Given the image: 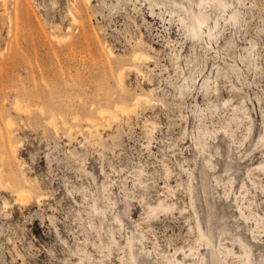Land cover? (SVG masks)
<instances>
[{"label":"rangeland","instance_id":"obj_1","mask_svg":"<svg viewBox=\"0 0 264 264\" xmlns=\"http://www.w3.org/2000/svg\"><path fill=\"white\" fill-rule=\"evenodd\" d=\"M205 10L0 0V264H264V0Z\"/></svg>","mask_w":264,"mask_h":264},{"label":"bare ground","instance_id":"obj_2","mask_svg":"<svg viewBox=\"0 0 264 264\" xmlns=\"http://www.w3.org/2000/svg\"><path fill=\"white\" fill-rule=\"evenodd\" d=\"M164 1H168L169 4H172L173 6H176L179 8V10L183 11L184 13L187 14L188 16V19H189V29L190 31L192 32V34H197L199 32V30L204 26V23L208 22L209 19H210V16L209 14L206 12L205 10V5H218V6H221V7H226V0H164ZM74 16V15H73ZM231 18H233V16H231ZM73 19V17H72ZM75 19V18H74ZM73 19V20H74ZM76 21V20H75ZM109 51H111L109 49ZM109 53H112V52H109ZM137 54V53H136ZM134 56V59L137 58V56ZM139 59V58H138ZM121 73V71H119ZM119 74V73H118ZM119 76V75H118ZM118 78H121V74H120V77ZM122 79V78H121ZM120 82V80H119ZM140 96V95H139ZM138 96V97H139ZM143 97V96H142ZM136 98V97H135ZM140 98V97H139ZM138 98L134 99V100H137ZM142 99V98H141ZM146 99V97L144 98ZM143 99V100H144ZM139 100V99H138ZM146 101V100H145ZM135 103H137L136 101H134ZM18 102L15 103V106H19L17 104ZM120 104V102L118 103ZM118 104H116V106H119ZM122 104V103H121ZM124 105V104H123ZM129 106V105H128ZM21 107V106H20ZM133 107V106H132ZM131 107V108H132ZM121 109V112L122 111H125L126 113H128L129 111H126V110H129V107L128 109L124 106H120L119 107ZM106 109V108H105ZM102 110V109H101ZM106 111V112H105ZM107 110H102V112H107ZM124 112V113H125ZM110 113V112H109ZM112 115V114H111ZM53 117V116H52ZM51 117V118H52ZM50 118V121H52V119ZM53 122V121H52ZM146 123V122H145ZM96 131V130H95ZM2 172H0V176H1ZM1 178H0V188H4L5 187V184L1 182ZM11 183V182H9ZM24 183V182H23ZM25 184V183H24ZM14 187V191L16 192V200H23L24 198H26V194L25 191L23 190V188L21 187L22 184H13ZM25 188V187H24ZM27 192V191H26ZM24 203V201H23ZM169 209L170 206L166 205L165 203L163 202H160L156 207H154V211H159L157 209ZM216 255V254H215ZM213 257H216V256H213ZM212 257V258H213ZM216 259V258H215ZM218 259V258H217ZM215 261V260H214Z\"/></svg>","mask_w":264,"mask_h":264}]
</instances>
